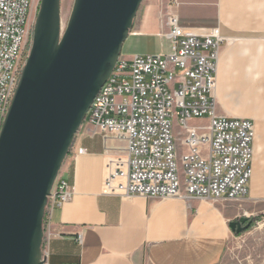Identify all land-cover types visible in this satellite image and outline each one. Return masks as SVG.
I'll return each instance as SVG.
<instances>
[{
  "label": "built area",
  "instance_id": "built-area-1",
  "mask_svg": "<svg viewBox=\"0 0 264 264\" xmlns=\"http://www.w3.org/2000/svg\"><path fill=\"white\" fill-rule=\"evenodd\" d=\"M39 4L0 0V131L27 62ZM169 25L158 33L169 40L163 52L120 55L88 111L86 121L105 142L102 192L242 200L252 175L255 124L217 114L214 95L220 51L229 40L188 33L175 18ZM86 151L70 150L76 156ZM74 192L59 173L46 214ZM43 247L47 258L45 239Z\"/></svg>",
  "mask_w": 264,
  "mask_h": 264
},
{
  "label": "crops",
  "instance_id": "crops-1",
  "mask_svg": "<svg viewBox=\"0 0 264 264\" xmlns=\"http://www.w3.org/2000/svg\"><path fill=\"white\" fill-rule=\"evenodd\" d=\"M170 18L201 38L229 40L218 60L216 113L254 121L249 192L236 201L104 194L105 142L86 121L73 144L86 153L70 152L60 170L75 192L47 215V264H219L240 207L264 202V0H159L132 33L158 36ZM161 40L163 52L169 40Z\"/></svg>",
  "mask_w": 264,
  "mask_h": 264
},
{
  "label": "water",
  "instance_id": "water-1",
  "mask_svg": "<svg viewBox=\"0 0 264 264\" xmlns=\"http://www.w3.org/2000/svg\"><path fill=\"white\" fill-rule=\"evenodd\" d=\"M144 0H40L27 62L0 131V264H45L49 195L132 33ZM248 216L230 221L237 233Z\"/></svg>",
  "mask_w": 264,
  "mask_h": 264
},
{
  "label": "rangeland",
  "instance_id": "rangeland-1",
  "mask_svg": "<svg viewBox=\"0 0 264 264\" xmlns=\"http://www.w3.org/2000/svg\"><path fill=\"white\" fill-rule=\"evenodd\" d=\"M158 1L159 0L143 1L139 8L135 24H138L141 20L144 10L152 4H157ZM73 3L74 0H63L62 2V18L64 26L69 19ZM161 41L160 36L131 33L124 41L122 55L130 57L136 54H157L162 50ZM85 122L86 120L84 123ZM199 122H205V119H200ZM176 128L178 130L180 127L177 126ZM72 148L75 150L74 146ZM239 203L244 204L245 202L242 201ZM246 207L247 210L243 211V207L241 206V213L232 220H236L240 216H248L251 225L247 230L240 233L231 229V237L219 264H264V202L259 204L249 202V204L246 203Z\"/></svg>",
  "mask_w": 264,
  "mask_h": 264
},
{
  "label": "trees",
  "instance_id": "trees-1",
  "mask_svg": "<svg viewBox=\"0 0 264 264\" xmlns=\"http://www.w3.org/2000/svg\"><path fill=\"white\" fill-rule=\"evenodd\" d=\"M47 221H48V218H47V214H46V216H45V221H44V226L46 227V225H47Z\"/></svg>",
  "mask_w": 264,
  "mask_h": 264
},
{
  "label": "flooded vegetation",
  "instance_id": "flooded-vegetation-1",
  "mask_svg": "<svg viewBox=\"0 0 264 264\" xmlns=\"http://www.w3.org/2000/svg\"><path fill=\"white\" fill-rule=\"evenodd\" d=\"M250 221V220H249ZM249 221H245L244 223H243V225H246Z\"/></svg>",
  "mask_w": 264,
  "mask_h": 264
}]
</instances>
